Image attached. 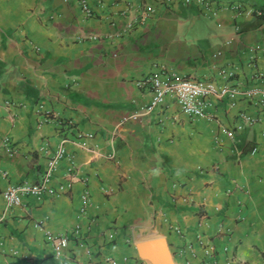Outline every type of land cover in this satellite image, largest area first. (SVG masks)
Returning a JSON list of instances; mask_svg holds the SVG:
<instances>
[{"label":"crops","instance_id":"obj_1","mask_svg":"<svg viewBox=\"0 0 264 264\" xmlns=\"http://www.w3.org/2000/svg\"><path fill=\"white\" fill-rule=\"evenodd\" d=\"M90 8L0 0V264H149L136 243L153 236L176 264H264V107L252 92L264 90V0ZM158 71L229 95L210 98L211 119L170 98L145 113L141 81ZM64 138L48 185L70 188L9 205L5 191L41 183ZM50 235L68 236L61 257Z\"/></svg>","mask_w":264,"mask_h":264},{"label":"built area","instance_id":"obj_2","mask_svg":"<svg viewBox=\"0 0 264 264\" xmlns=\"http://www.w3.org/2000/svg\"><path fill=\"white\" fill-rule=\"evenodd\" d=\"M182 2L186 5H191L193 3L197 5H203L205 0H182ZM90 3L91 0H80L82 10L89 18L93 16ZM232 8L235 11H241L243 5H234ZM146 12L148 14L152 13L153 9L148 7ZM249 13L254 14V10L250 9ZM255 13L260 14L259 12ZM141 20L143 21L144 19ZM138 21L139 20L137 19L130 21L127 24V29L131 30ZM88 39L99 40V37L96 34H89ZM141 85L147 86L151 92V100L148 105L144 107L145 113L153 112L164 102L166 98H170L179 105L181 111L184 114L197 118L211 119V116L208 112L210 98H223L229 95L228 86H217L215 83L210 81L196 80L189 77H179L176 74L162 71L150 73L141 81ZM252 92H262L263 98L260 99L259 103L262 107H264V90L253 89ZM62 126L71 129V125L68 122L63 123ZM88 137H91V135H88ZM67 142L68 138L62 139L60 146L55 151L51 153L48 152L50 159L49 168L46 177L41 183L20 184L11 186L7 191H5L3 196L9 205H19L23 195H47L50 197H59L65 192V190L70 188V184L60 186L58 189L52 188L48 185L51 174L53 171H55L59 165V162L66 154L65 144ZM4 143L7 146V151L10 155H12L13 150L10 148V139L6 138ZM177 232L179 231L177 230ZM49 238L53 244L55 255L57 257H61L69 246L70 240L68 236L50 235Z\"/></svg>","mask_w":264,"mask_h":264},{"label":"water","instance_id":"obj_3","mask_svg":"<svg viewBox=\"0 0 264 264\" xmlns=\"http://www.w3.org/2000/svg\"><path fill=\"white\" fill-rule=\"evenodd\" d=\"M139 257L149 264H176L166 239L162 236L144 238L136 243Z\"/></svg>","mask_w":264,"mask_h":264}]
</instances>
